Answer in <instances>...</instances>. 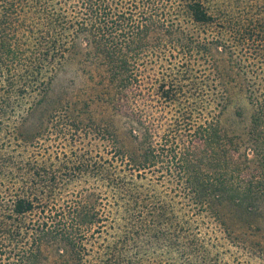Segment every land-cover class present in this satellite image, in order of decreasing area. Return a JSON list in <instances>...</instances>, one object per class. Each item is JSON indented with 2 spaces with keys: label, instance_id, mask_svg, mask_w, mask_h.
Masks as SVG:
<instances>
[{
  "label": "trees",
  "instance_id": "1",
  "mask_svg": "<svg viewBox=\"0 0 264 264\" xmlns=\"http://www.w3.org/2000/svg\"><path fill=\"white\" fill-rule=\"evenodd\" d=\"M198 215L264 249V0H0V264L187 257Z\"/></svg>",
  "mask_w": 264,
  "mask_h": 264
},
{
  "label": "rangeland",
  "instance_id": "2",
  "mask_svg": "<svg viewBox=\"0 0 264 264\" xmlns=\"http://www.w3.org/2000/svg\"><path fill=\"white\" fill-rule=\"evenodd\" d=\"M73 67L67 66L66 72L55 81L52 87L53 95L56 93L61 95L75 93L76 96L83 98L91 92L92 85L84 72H77L76 70L72 72ZM79 74L81 75L77 78L76 76ZM70 78H76L74 86H69L67 83ZM78 86L81 88L78 89ZM234 100H239L238 102L241 103L245 102L242 95H237ZM85 106H81L83 111L87 110ZM98 109L100 110V108ZM44 133L43 138L37 141V145L30 146L28 150L29 153L36 152L38 158H47V163L54 160L55 156L60 162L74 158L76 152H85L90 144L89 139L82 136H75L77 141L69 143V140H63L62 137L58 138L56 135L54 137L52 133L46 134V131ZM192 220H195L193 232L197 234L198 249L192 250L190 256H179L174 253V259L169 260L168 257L173 255H168L165 250L156 246V250L150 248L147 253H143L141 260H129V262L125 261L124 264H264V249L250 243L251 239L248 238L249 234L254 231H249L247 226H244L236 217L227 221L226 226L229 229L226 231H223L221 225L213 222L207 216H194Z\"/></svg>",
  "mask_w": 264,
  "mask_h": 264
}]
</instances>
